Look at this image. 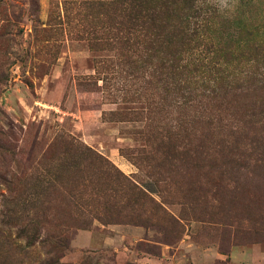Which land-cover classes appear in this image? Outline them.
<instances>
[{
    "label": "rangeland",
    "instance_id": "374dc122",
    "mask_svg": "<svg viewBox=\"0 0 264 264\" xmlns=\"http://www.w3.org/2000/svg\"><path fill=\"white\" fill-rule=\"evenodd\" d=\"M123 41L121 0H0V264H264V132L206 156Z\"/></svg>",
    "mask_w": 264,
    "mask_h": 264
},
{
    "label": "trees",
    "instance_id": "16d2710c",
    "mask_svg": "<svg viewBox=\"0 0 264 264\" xmlns=\"http://www.w3.org/2000/svg\"><path fill=\"white\" fill-rule=\"evenodd\" d=\"M262 21L226 14L217 0H121L123 56L132 62L141 45L158 51L153 78L177 108L185 106L189 131H199L205 155L215 160L240 158L236 145L264 132ZM230 26L244 44L235 47L229 35L213 47L209 33Z\"/></svg>",
    "mask_w": 264,
    "mask_h": 264
}]
</instances>
